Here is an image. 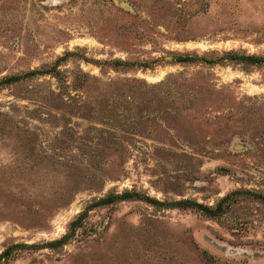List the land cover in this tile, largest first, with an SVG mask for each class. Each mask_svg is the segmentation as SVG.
<instances>
[{
	"label": "rangeland",
	"instance_id": "1",
	"mask_svg": "<svg viewBox=\"0 0 264 264\" xmlns=\"http://www.w3.org/2000/svg\"><path fill=\"white\" fill-rule=\"evenodd\" d=\"M6 249L264 264V0H0Z\"/></svg>",
	"mask_w": 264,
	"mask_h": 264
},
{
	"label": "trees",
	"instance_id": "2",
	"mask_svg": "<svg viewBox=\"0 0 264 264\" xmlns=\"http://www.w3.org/2000/svg\"><path fill=\"white\" fill-rule=\"evenodd\" d=\"M181 204H186V202H182ZM209 210V209H207ZM206 212H209V211H206ZM214 214V213H213ZM10 250L9 249H6L4 250L1 254H0V264H7V259H10Z\"/></svg>",
	"mask_w": 264,
	"mask_h": 264
}]
</instances>
